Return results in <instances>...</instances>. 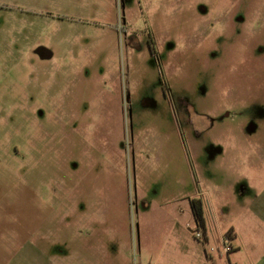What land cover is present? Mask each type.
Wrapping results in <instances>:
<instances>
[{"label":"rangeland","instance_id":"rangeland-1","mask_svg":"<svg viewBox=\"0 0 264 264\" xmlns=\"http://www.w3.org/2000/svg\"><path fill=\"white\" fill-rule=\"evenodd\" d=\"M0 264H264V0H0Z\"/></svg>","mask_w":264,"mask_h":264},{"label":"trees","instance_id":"trees-1","mask_svg":"<svg viewBox=\"0 0 264 264\" xmlns=\"http://www.w3.org/2000/svg\"><path fill=\"white\" fill-rule=\"evenodd\" d=\"M193 212L195 215L196 220L204 227L205 226V219L203 215V207L200 200H193L192 201Z\"/></svg>","mask_w":264,"mask_h":264}]
</instances>
